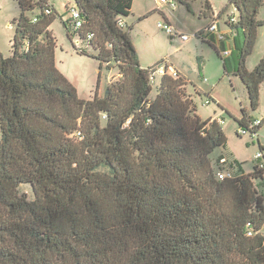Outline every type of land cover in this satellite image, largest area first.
Returning <instances> with one entry per match:
<instances>
[{
  "label": "trees",
  "instance_id": "obj_1",
  "mask_svg": "<svg viewBox=\"0 0 264 264\" xmlns=\"http://www.w3.org/2000/svg\"><path fill=\"white\" fill-rule=\"evenodd\" d=\"M15 1L10 51L0 52V264H264V171L217 178L210 156L227 138L197 115L201 93L184 76L162 75L150 97L157 66H140L131 27H119L133 0H72L92 51L77 54L118 71L89 100L56 67L48 0ZM229 6L243 37L233 75L254 112L264 55L250 71L245 61L264 0H229L220 14Z\"/></svg>",
  "mask_w": 264,
  "mask_h": 264
},
{
  "label": "rangeland",
  "instance_id": "obj_2",
  "mask_svg": "<svg viewBox=\"0 0 264 264\" xmlns=\"http://www.w3.org/2000/svg\"><path fill=\"white\" fill-rule=\"evenodd\" d=\"M49 1L54 3L56 8V11L54 10L55 19L49 31L55 42L54 54L58 71L75 88L80 99L89 100L96 92L102 96L109 83L118 77L117 69L115 67L108 69L106 65L100 69L99 63L95 59L77 54V49H85L88 54L92 53L88 41L81 39L73 29H67L66 11L64 7H61L66 0ZM207 1L213 10L214 17H217L229 0ZM176 3L177 8L170 13L168 12L170 8L159 4L157 0H137L136 7L138 9L149 7L153 9V13L140 22L134 16L121 19L127 21L128 27H131L130 36L139 64L143 68L155 65L157 68L164 65L176 68L189 81V90L192 92L197 90L201 93V96L195 95L197 115L202 120H207L214 116L213 113H222L226 124L233 125L235 122L233 115L240 116L241 108L248 104L244 85L239 78L233 75V69L237 66L239 57L237 50L239 47L237 46L243 42L242 31L239 29V34L233 36L235 42L229 40L230 54L221 57L224 45L209 43L206 32L209 20L203 19L200 14L202 10H205V0H189L188 5L179 3L178 0ZM17 11L18 6L15 0H0V52L4 55H8L10 51L9 42L14 34L12 22L18 15ZM161 11L167 14L177 32L189 36L187 41H182L178 35L170 38L171 36L156 26L158 21L165 23L161 17ZM231 16L238 19V13L233 6H229L226 12L221 14L218 19L219 28L224 29L225 22ZM257 18L261 21L264 20V7L259 10ZM263 34L264 25L258 29L253 52L245 61V67L249 71L256 67L264 55ZM224 63L227 66L228 74L225 73ZM160 77V75L154 74L151 98L156 95ZM207 100L210 103L206 105L205 101ZM263 114L264 83L259 88V106L257 110L250 112V115L255 118H260ZM246 137L241 141H246ZM237 140L235 135H231L225 146L213 151L210 162L215 171L224 168L218 162L221 156H226L228 158L226 160L230 161L233 160L231 155L238 153L236 150ZM239 152V158L246 160L242 166H246L248 172H251L253 162L248 151L241 148ZM255 186L264 198V181H255ZM19 191L25 193L28 199L33 198L31 187L28 184L20 186Z\"/></svg>",
  "mask_w": 264,
  "mask_h": 264
},
{
  "label": "built area",
  "instance_id": "obj_3",
  "mask_svg": "<svg viewBox=\"0 0 264 264\" xmlns=\"http://www.w3.org/2000/svg\"><path fill=\"white\" fill-rule=\"evenodd\" d=\"M157 1L161 5L168 6L171 10H175L177 8L176 0H157ZM65 11L67 15V20L65 23L67 29L71 28V30L73 29L76 32L84 24V21L81 19L78 9L76 8V6L72 1L71 2L68 1V3L65 5ZM45 13L50 14L51 11L49 9H46ZM34 20L35 19H33V21ZM236 23H237V19L234 16H231L227 21V25L229 29H231L230 27L236 25ZM123 26L124 24L120 21L119 27H123ZM156 26L171 37L178 35L182 41H187L189 39L188 35L180 34L172 25L168 23L163 24L160 21H158ZM207 31L209 33L214 34L218 42L224 41L226 38V33L220 30L218 18L216 17H213L212 21L208 24ZM86 37L87 39H90L91 35H86ZM263 38H264V34H263ZM229 53H230L229 50H225L221 53V55L222 57H225ZM155 73L160 76L164 74H168L174 78L178 76V72L167 65L157 68ZM209 103L210 101L208 100L205 101L206 105ZM214 120L221 125L223 124V120L220 119L219 117L215 118ZM261 122H262L261 119H255L249 122L246 128H241V127L238 128L237 135L240 137L249 136L250 138H256V140L260 139V137L264 135V126H261ZM252 161L258 170L264 171V144L261 146V148H258L253 153ZM218 162L220 165H223L225 164L226 160L224 158H221L219 159ZM216 176L219 180H224L232 177L230 173L221 170L216 172Z\"/></svg>",
  "mask_w": 264,
  "mask_h": 264
},
{
  "label": "crops",
  "instance_id": "obj_4",
  "mask_svg": "<svg viewBox=\"0 0 264 264\" xmlns=\"http://www.w3.org/2000/svg\"><path fill=\"white\" fill-rule=\"evenodd\" d=\"M68 1H72V0H66V2L64 3V4H62L61 5V7H64L65 8V5L68 3ZM179 1V0H178ZM188 2H189V0H183L182 2H180L179 1V3H184V4H186V5H188ZM48 3L50 4V6L56 11V8H55V5H54V3H52V2H50L49 0H48ZM137 0H133V2H132V7H131V14L128 16V17H130V16H134V18H137L138 19V21L140 22V21H143L145 18V16H150L152 13H153V9H151V8H149V7H146V8H140V9H138L137 7ZM165 6V5H164ZM210 8H211V6H210ZM151 9V10H150ZM170 10V9H169ZM168 10V12H170V13H172L173 12V10H170L169 11ZM235 10V9H234ZM236 11V10H235ZM200 14H201V16H202V18L203 19H208L209 20V23L212 21V19H213V17H214V14H213V10L212 9H210L209 11L208 10H202L201 12H200ZM161 17L163 18V20L165 21V23H168V24H173L172 22H171V20L168 18V16H167V14H165V12L164 11H161ZM221 17V14L219 13V14H217V17L216 18H220ZM121 22L124 24V25H126V26H128V23H127V21H123V20H121ZM208 23V24H209ZM220 27V26H219ZM232 27H234V26H232ZM232 27H230L231 29H229V27H228V25H227V22H225V26H224V29H221L220 28V30L222 31V32H224V33H226V38H225V40L224 41H221V42H218L217 41V39H216V37H215V35L214 34H212V33H209L208 31H206L207 32V34H208V38H209V43H211L212 45H220V44H223L224 45V49H223V51H225V50H229L230 51V43H229V40H233V42H235V39H234V35L235 34H239L238 33V31L237 30H235V29H233ZM199 35H201V34H199ZM170 38H172V37H170ZM264 39V38H263ZM11 42V41H10ZM9 42V43H10ZM215 48V47H214ZM222 51V52H223ZM230 54V53H229ZM221 57H222V55H221ZM180 75H182L181 74V72L179 71V70H177L176 68H174ZM183 76V75H182ZM242 106V105H241ZM243 107H245L246 109H247V111H249V106H248V104H247V106H243ZM222 109V108H221ZM223 110V109H222ZM224 111V110H223ZM250 112V111H249ZM214 114V116L212 117V119H215V118H217V117H219L220 119H222L223 120V124H222V127H223V131H224V133H225V135H226V138H227V141L229 140V137L231 136V135H235L236 136V138L238 139L237 140V143H236V145L238 146V147H236V150H237V152L238 153H240L239 151H240V149L241 148H245V150H247L248 151V155H249V157H250V159H251V161H252V155H253V153L259 148V146L261 145H263L264 144V135H262L261 137H260V139H258V140H256V138H250L249 136H245L246 138H247V140L246 141H241L244 137H238L237 136V130H238V128H239V126H238V123H237V120L240 118V116H238V117H236L235 116V114L233 115L234 117H235V119H234V124L233 125H228V124H226V122H225V120H224V117H223V114L221 113V114H215V113H213ZM263 116H264V114H263ZM262 116V117H263ZM262 117H260V118H255V117H252V116H250V119H252V120H255V119H261ZM233 154V155H231L232 156V159L233 160H230V158H229V160L230 161H228V160H226V159H228V158H226V156H221L219 159H221V158H224L225 160H226V162H225V164H223V167L224 168H221V169H218L217 171H225V172H228V173H230L231 174V176L232 177H237V176H241V175H246V174H250V173H252V171L251 172H248V170H247V167L246 166H242V163H244L246 160H244V159H240L239 158V154ZM228 157V156H227ZM219 161V160H218ZM235 163H234V162ZM253 162V161H252ZM255 165H254V163H253V167H254ZM216 171V172H217ZM262 234L264 235V226H263V228H262Z\"/></svg>",
  "mask_w": 264,
  "mask_h": 264
}]
</instances>
